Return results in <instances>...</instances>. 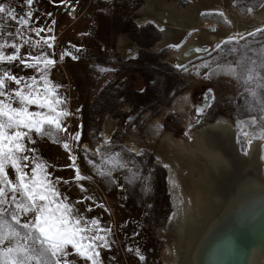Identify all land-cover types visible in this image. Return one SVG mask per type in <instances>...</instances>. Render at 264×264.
Wrapping results in <instances>:
<instances>
[{
  "label": "rangeland",
  "instance_id": "1",
  "mask_svg": "<svg viewBox=\"0 0 264 264\" xmlns=\"http://www.w3.org/2000/svg\"><path fill=\"white\" fill-rule=\"evenodd\" d=\"M155 1L68 0L62 4L61 0H35L30 25L32 28H43V31L37 37L27 28L22 29L24 39L38 43L34 54L54 51L55 55L50 58L56 63L50 72V79L62 86L59 93L66 97L67 110L71 113L65 121L68 133L60 134V143L50 142L47 138L37 139L34 147L43 161L50 165L48 171L53 176L72 180L75 173L67 167L72 163L70 153L61 146L63 142L70 144L71 154L77 156L80 173L86 178L81 183L87 191L81 192L72 182L61 184L60 191L73 203L84 196H91L92 200L78 207L84 209L92 205L93 211L87 215L99 217L103 227L111 228V247L101 253L103 264H166L162 256L168 241L164 230L168 227L174 207L168 185L169 170L164 167L168 163L161 155L162 152L169 156L170 152L163 148L161 138H167L169 134L175 140H190L192 134L186 133H192L220 115L238 121L260 114L248 110L244 102V86L233 78L219 75L210 80L204 79L208 69H200V75H197L194 68L205 61L212 62V67L234 63L247 52L244 46L253 38L245 34L246 40L229 46L238 47L239 52L229 54L225 49L223 55L219 51H211L206 42L199 41L198 48H207L211 54L202 51L201 56L183 63L189 67L188 72L178 70L175 67L178 61L172 56L190 36L186 33L177 42L166 39L162 27L152 17L147 16L148 19L141 18L140 21L136 17L142 6L146 9L151 2V5H157L158 1ZM167 1H175L180 8L193 3V0ZM261 1L232 0V3L244 12ZM0 2L14 7L18 15L29 10L24 6V0ZM205 12L211 14H202L204 20L215 18L223 21L219 12L204 10L202 13ZM2 23L6 32L19 26L7 19ZM49 27L52 28L51 33L47 31ZM50 36L55 37L53 49L40 48L39 41ZM255 39L259 41L261 37ZM12 42L7 36L0 40V43ZM16 42L23 43L19 37ZM175 44H181V47H169ZM260 47V43H248V48ZM21 51L24 54L27 48L22 47ZM64 52L79 58L73 60L69 56L60 59ZM5 54H11V49L6 48ZM101 68L108 70L101 72ZM12 71L18 77L36 75L34 69L16 67ZM209 88L213 89L215 99L212 107L201 115L196 108L205 106L204 94ZM30 110H36L35 106H31ZM81 123L83 135L77 145L71 135ZM65 136L68 137L66 141ZM104 137L111 138L112 152H121L125 160L132 161L129 168L133 171L139 169L141 180H125V175L130 173L124 169L113 173L115 183L96 175L91 165L86 163L83 149L87 147L88 158L99 163V158L92 153L102 144ZM127 149L141 151L142 155L136 156ZM10 175L14 179V174ZM120 184L124 187H119ZM128 248L132 251H127ZM140 255L144 256V260L139 259ZM69 259L75 258L70 256ZM75 264L84 262L76 259Z\"/></svg>",
  "mask_w": 264,
  "mask_h": 264
},
{
  "label": "snow or ice",
  "instance_id": "2",
  "mask_svg": "<svg viewBox=\"0 0 264 264\" xmlns=\"http://www.w3.org/2000/svg\"><path fill=\"white\" fill-rule=\"evenodd\" d=\"M34 2L35 0H24V6L29 10L19 15L14 7L0 2V40L5 36L13 40L11 44L0 43V264H75L76 259L84 264H103L101 253L103 249L111 247V228L103 227L99 217L87 215L93 211L92 205L84 209L78 207L92 200L91 196H84L73 203L60 191L61 184L70 182L76 183L81 192L87 191L81 183L86 178L80 173L76 163L77 156L71 154L73 150L70 144L63 142L61 146L70 153L72 163L67 167L75 173L72 180L53 176L48 171L50 165L43 161L34 147L37 139L47 138L50 142L60 143V134L68 133L65 121L71 115L67 110L66 97L59 93L62 86L54 84L50 79V72L56 63L55 59L50 58L55 55L54 51L36 55L34 50L38 49V43L24 39L22 35V29L25 28L34 32L37 37L43 31V28H32L30 25ZM66 2L68 0H61L62 4ZM248 11L251 13L252 9L249 8ZM218 14L224 15L223 12ZM5 19L19 26L6 32L2 23ZM47 31L51 33L52 28L49 27ZM188 35L191 36L192 33ZM246 36L252 37L253 41L245 44L247 52L234 63L216 64L212 67V62L205 61L194 68L197 75H200V69H208L204 73V79L225 75L244 86L245 105L250 112L260 113L259 116L250 115L248 119L236 122L237 143L241 145L243 153L248 155L253 141L264 140V27H257ZM246 36L240 33L229 35L216 43L211 51H219L223 55L227 49L229 54H235L240 49L229 46L239 45L241 40H246ZM258 36L261 37L259 41L255 39ZM17 37L23 41L22 44L16 42ZM54 39V36H50L39 41V47L53 49ZM253 42L260 43L261 47L248 48V43ZM22 47L27 48L24 54ZM169 47L179 49L181 44ZM6 48L11 49V54H5ZM196 51L211 54L207 48ZM69 56L73 60L79 58L70 52H64L60 59ZM16 67L34 69L36 75L18 77L12 71ZM175 67L184 72L189 71V67L184 64H177ZM107 70L100 69L101 72ZM204 96L205 106L196 108L201 115L212 107L215 99L213 89H207ZM31 106H35L36 110H30ZM82 129L83 124H78L77 131L71 135L77 145L82 139ZM67 139L65 136V141ZM110 145L111 138L104 137L102 144L92 153V156L99 158V163L88 158L87 147L83 149L86 163L91 165L96 175L115 183L113 173L124 169L130 173L125 175V180H141L139 169L133 171L129 168L132 161L125 160L121 152H112ZM127 152L142 155L141 151L135 149H127ZM164 167L167 168L168 165ZM10 173L14 174V179ZM144 179L147 180V177ZM119 187L123 188L124 185L120 184ZM127 251L131 252L132 249L128 248ZM136 251L139 252V249ZM70 256L75 259H69ZM139 259L144 260V256L140 255Z\"/></svg>",
  "mask_w": 264,
  "mask_h": 264
},
{
  "label": "bare ground",
  "instance_id": "3",
  "mask_svg": "<svg viewBox=\"0 0 264 264\" xmlns=\"http://www.w3.org/2000/svg\"><path fill=\"white\" fill-rule=\"evenodd\" d=\"M157 1L147 10L142 6L138 20L152 17L165 38L175 42L196 30L180 50L174 51L172 57L178 64L202 53L196 51L199 41L211 49L229 35L264 27V0L244 12L232 0H193L186 8L175 1ZM204 10L223 12V21L204 20ZM236 122L220 115L195 129L190 140H175L169 134L161 138L163 148L170 152L169 156L161 155L169 164L168 185L174 207L164 230L168 238L162 254L166 264H230L233 256L240 258L237 243H245L249 236L253 240L242 264H264V140L253 141L245 155L237 143ZM253 225L257 229L248 230Z\"/></svg>",
  "mask_w": 264,
  "mask_h": 264
},
{
  "label": "water",
  "instance_id": "4",
  "mask_svg": "<svg viewBox=\"0 0 264 264\" xmlns=\"http://www.w3.org/2000/svg\"><path fill=\"white\" fill-rule=\"evenodd\" d=\"M190 135H191V133H190ZM261 178H262V185H263V187H264V174H263V171H262V169H261ZM263 222H264V220H263ZM262 224V223H261ZM261 224H260V226H261ZM264 226V225H263ZM253 228H255V229H257L256 227H255V225H253V226H249V228H248V230H252ZM261 229V228H260ZM256 232V234L258 235L259 234V231H255ZM254 235L253 236H255L256 234L255 233H253ZM253 240V239H252ZM251 240V238H250V236L248 237V238H246V242L245 243H237L238 244V246L240 247V249H239V251H240V255H239V260H237L236 259V256H233L234 258H233V261H231L230 262V264H242L243 262H244V256H245V254H246V252H247V249H248V245H249V243L252 241ZM236 260L238 261V262H236Z\"/></svg>",
  "mask_w": 264,
  "mask_h": 264
}]
</instances>
